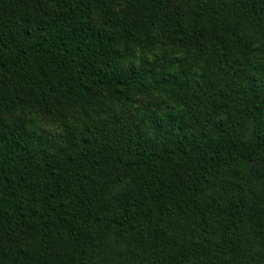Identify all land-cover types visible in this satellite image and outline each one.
<instances>
[{
  "label": "trees",
  "instance_id": "16d2710c",
  "mask_svg": "<svg viewBox=\"0 0 264 264\" xmlns=\"http://www.w3.org/2000/svg\"><path fill=\"white\" fill-rule=\"evenodd\" d=\"M0 264H264V0H0Z\"/></svg>",
  "mask_w": 264,
  "mask_h": 264
},
{
  "label": "rangeland",
  "instance_id": "374dc122",
  "mask_svg": "<svg viewBox=\"0 0 264 264\" xmlns=\"http://www.w3.org/2000/svg\"><path fill=\"white\" fill-rule=\"evenodd\" d=\"M143 107H145L144 109H147V108L155 109L156 108L155 104L152 101L146 100V99H143V98H139L137 100L135 108L131 111L130 116L139 115V114H137L136 110L137 109H142Z\"/></svg>",
  "mask_w": 264,
  "mask_h": 264
}]
</instances>
